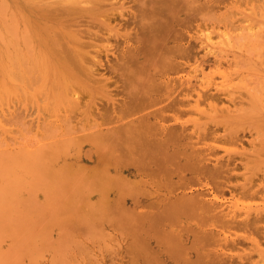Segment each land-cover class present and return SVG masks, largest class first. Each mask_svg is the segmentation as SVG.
Instances as JSON below:
<instances>
[{
    "label": "rangeland",
    "instance_id": "obj_1",
    "mask_svg": "<svg viewBox=\"0 0 264 264\" xmlns=\"http://www.w3.org/2000/svg\"><path fill=\"white\" fill-rule=\"evenodd\" d=\"M4 1H6L7 4ZM78 1H87L90 3L97 2L96 5H98L96 6L95 4H93L89 6H82L78 4ZM193 1H196L193 2V9H197L198 6V10L202 8L199 11L197 10V14L195 13L196 15L195 17H193L195 20L191 18L193 21H188V23H190L189 26L183 25L185 24L183 23L182 25L176 26V29L175 26H171L170 30H172V32L166 31V33L170 34L173 37V34L171 33H173V30H177L175 32L181 33V38L173 40V38H170L167 34V37L165 39L163 38L165 35L164 33V35L162 34L163 37L160 36L163 38L161 41L165 42L166 46L183 45L189 46L191 48L194 47L192 49L191 58L189 57L190 59L188 58L186 60H179L181 62L180 67H177V69L176 67H174L175 69L169 70L168 73H163L165 71L162 70L164 69V67L158 65L159 62H157V65L155 64L158 69H154L157 74L168 75V77L170 79H174L177 84L182 83L183 85L181 86V88L185 87L184 84L189 83L192 91L191 89L189 91H186V89L182 91L183 93H187L190 96L181 106L182 110L165 111L164 120H160L158 116L154 118H158V120L156 121H159L162 125L167 127V132L165 131L164 134L158 133L156 137L161 138L168 133V130L170 132L172 130H175L176 128V131L178 130L177 132H179L180 130L182 131L178 133V143H176V145L180 146L179 148L181 151L187 152L188 149H191L190 151L193 153L195 151V154L200 153V156L209 159V166L213 165L216 160H218L219 163L221 162L220 164H225L226 161H229V167L227 168L228 170L222 172L220 174V177L218 176L214 178L213 176H209L208 174L201 176L199 175L201 177L200 182L191 181L193 182V184L190 182L191 184L189 183L188 186L192 189H199L203 195L201 196L208 202H214V205L217 206L222 205L223 212L230 214L228 219L234 218L235 220L242 221V219L247 214H249V220L253 221L255 212L264 211V0H223L224 2L222 3L224 4L219 3L215 4V6L213 5L212 7H205L208 3H210L208 0ZM136 2L137 1L134 2L133 0H0L1 9H7L6 12H4L3 10L0 12V31H2L0 35L2 36V40L6 45L4 46H8L6 49L9 51V54H7L8 51L6 52L5 47L3 46L4 43L2 44V42L0 41V150L9 148V146L11 147V145L12 147H17V144L27 142V140L28 142L40 140L41 135L47 133V126L45 128L43 127V130L40 129V136L38 134L36 139H33V137L31 136L35 134V130H33V128H35L34 126L37 125V123L42 126L49 125V130L51 131L55 128H52L51 126H56L58 124L63 125L66 115L71 114V117L69 118L71 119V122L68 121V119V124L74 127L77 126L79 128L87 125L89 121L92 122V119H96L97 113H99V115H103V113L111 111V102L108 101V98L113 99L116 104H120L123 100L128 101V98H126L127 95L122 92L119 80L117 81L118 75L116 73L104 71L103 67L99 65L107 64L106 59L109 60L110 65L116 64L117 61H119L118 59L121 58V55H123L121 53L123 49L125 53L129 49L130 53L133 52L131 54L139 56L137 60L132 61L131 65L126 61L128 68L129 66L131 67L130 71L136 73V71L139 70L136 74L141 75V78L142 75L146 77L148 74L150 75L153 72L152 69H150V71L148 69V60L149 58L153 59L152 56L154 55H147L146 59H148L146 62V59H143L146 54L145 51L149 50V45H144V43L142 42L136 43L137 39H134L135 35L140 36L142 34L140 33L141 29H138L141 26L136 24L137 26L128 25V27L126 26V28H123L125 24H117V21H119V17L116 13H118V11H122V14L124 16L131 15V13L139 14L140 11ZM15 5L17 7H15ZM90 6H95L97 8L93 7V9ZM90 8L93 10H91ZM22 9H25L26 12ZM137 9L139 12L137 11ZM41 11H46V13L44 14ZM183 11L184 10H182V12ZM180 12H178V15H176L175 17H185V15H188L191 11H189V13ZM184 12H186V10ZM112 13L114 14L112 15ZM45 15L46 17H44ZM12 16H14L15 18H12ZM47 16H49L50 18ZM113 16L114 18H116L115 21L111 20L113 19ZM10 17L12 18V20L14 19V22L12 21L10 23ZM105 18L108 19L106 20ZM48 19L51 20L49 21ZM35 21L38 23V25ZM56 22L58 23L56 24ZM5 23H8V25L10 26H6ZM188 23L186 22V24ZM40 26H42L43 29ZM112 27L115 29H112ZM6 28L8 30H6ZM21 28L23 29V31ZM44 29L46 32L42 31ZM10 31H12V34L13 31L16 32L17 36H15L14 34V37H11V34L8 36L6 32L11 33ZM52 31L56 33H53L56 38L54 35L53 37L54 41L60 44L59 49L62 50V45H67L63 53H61V50H59L60 54L63 56L62 58L75 64V66L71 65L74 75H72V77L69 76L70 85L69 83L68 85L64 84L63 78L60 79L59 75L63 74H61L56 67L57 65H62V58L61 60H59L60 58L58 59V56L54 54L55 50L53 48H49L52 42L48 40L47 33L52 34ZM108 31L110 32L111 36L109 35ZM71 32L73 35H76L77 37L79 36L80 42L77 43L76 41H74L75 39H72L76 37H74ZM74 32L76 33L74 34ZM125 32L130 34L129 39L127 40L128 45L124 43L123 39L127 37ZM175 32L174 34H176ZM65 33L69 34L70 36L66 35ZM42 35L45 37V39ZM58 35L62 37L61 38L59 36L60 39L64 41H62L63 44L60 43L61 40H56L58 38ZM25 38H27L26 40L28 41L22 42V40H24ZM7 39L9 40L10 45L8 44ZM64 43L66 45H64ZM141 46H145L146 48H141ZM133 47L135 48V50ZM139 48L142 49V53ZM37 49L40 53L37 52ZM49 49H53V51H50ZM132 49L134 51H132ZM141 56L143 57L141 58ZM66 57L69 59H67ZM142 60L143 63L141 62ZM134 63H142V68L147 67V71L150 73L146 72L145 69L142 71L140 65L136 64L135 67ZM160 64L162 65V63ZM138 66L141 69H139ZM158 66L163 68L159 70ZM90 69L95 70L94 75H92L94 78H91V75H87ZM156 70H158V72ZM155 72H153L152 75L156 74ZM64 73V75H68L65 71ZM2 78L4 80H1ZM103 78L110 79L109 82H105L107 84L105 88H102L101 86L103 85V83H94V79ZM72 79L75 84L73 83V81H71ZM134 85H137L136 80ZM66 86L70 88V91L72 90L77 93L78 100H76V104H71L69 100L63 98L64 95L62 94L64 93L63 90L64 88H66ZM196 93H206V95L208 94V96L210 97L212 95L214 98L216 96V98H219L217 101L216 99L215 101L214 99L212 101V99L210 98V101H207L205 99L197 101ZM158 94V100L154 102L152 107L150 105L149 107L146 106V108H144L143 110H138V112H135V114L131 115L128 118H137L138 120L142 115L148 112L156 111L157 109L159 110L160 107H164L167 104V101L164 100L165 95L163 96L164 93L162 92H159ZM179 97L182 96L179 95ZM212 104H214V106H212ZM238 107V113L236 110L234 114L233 109H237ZM240 107L241 110L243 109L242 113L239 112ZM96 108L99 109V112L96 111ZM225 108L227 110H225L226 112L224 111ZM219 109H221L222 111H220ZM229 109L233 110L232 113ZM218 111L220 112L222 117L218 116ZM223 111L224 114H222ZM227 113L229 114L228 116H226ZM230 113L234 115H231ZM226 118L228 121H225ZM96 120L98 122H102L98 117ZM15 121L19 123H16ZM61 121L64 122L62 123ZM9 122L13 124L11 125L9 124ZM19 127H21V130ZM28 128L31 129V131L27 133L29 135L25 133ZM101 128L103 129V126ZM205 128L206 132L205 134H203L202 131H204ZM55 130H58V128H55ZM43 142H45V140ZM75 155L77 157L80 156V159H85L83 153L81 154L76 152ZM82 163L84 166H82ZM78 164H80V168L84 169L83 171H85L87 175L90 173L89 170L91 166L89 167L88 162H85L84 160H78ZM79 166L77 172L78 176H81L82 171L80 172ZM39 173H37V175L39 176V179L36 177L37 181H35V178L31 180L30 174H26L27 177H24V172H22L23 175H21L28 181H34L32 186H36L38 188H32L31 191L27 192V189L29 190V186L31 187V185L27 186L28 181L26 182L25 180L27 184L24 185L22 183L24 186L22 187L26 190L27 193L25 192V190L21 191L23 188H21V190H19V188V191L14 190V194L12 191H10L12 192L11 194H13L11 196H16L12 199H17L19 204L20 202H24L23 200H26L27 197L30 196V198L28 197L29 201L27 202L26 200L25 202L32 205V210L30 209V205V207H27L32 211L33 214L30 211L28 212H30L32 216L34 215L33 217H31L28 212H25V210L27 211L28 209L27 207H25L26 209L22 208L24 207L23 205L25 202L22 203V206H20L21 204L19 205L15 203L17 202L16 200L14 202L16 205H14L13 201H11L13 204L12 207H18L16 208L17 212L15 209V212L11 210L13 213H17V218L22 217L23 219L24 213L30 215L29 219H34V217L37 216L38 219L35 217L36 219L34 220L39 221L37 222V225L40 224V226L36 228L37 225L36 223H34L35 221L32 219V222L34 221L33 224L28 219L29 215L28 217L25 215L27 218L25 217L24 220L28 219L25 221V224H23L24 220H21V218H18L20 220L16 222L17 225L14 222L16 226L11 223L9 224H11L13 228H16L22 223L23 226H21L22 224L20 225L22 228L19 226V228L22 229L21 232L24 228H31L30 225L32 226L33 224V228L28 231L30 235L33 234L35 225L36 227L34 231L37 234L35 233L33 235H36V238L33 235L30 236L29 234V236L11 235V233L16 234L15 232L17 231H15L16 229L12 230V227H8L7 229L6 227L8 226V222L6 225V222L4 223L5 227L2 226V220L4 221V219H6L4 218V215L6 217L8 215L6 212L8 211L6 210L5 212L4 208L0 209L1 213H3V211L6 213H3V217H0L2 218L0 224L4 228L3 231L5 233L7 230L12 231L9 234H0V241L2 240L0 243V264H119L121 259L120 254L122 252L121 244L124 243L123 238L125 239L129 236L133 237L131 233L132 231H130L128 228L130 227V225H126L124 222H118V224L117 222L116 224L110 222L107 223V225L106 222L103 223L102 217H98L96 219V213H98V210L96 211V208L102 210V201L100 202L101 208H99L100 205H98L97 207V203H94L99 201H96V195L89 194L90 197H88L89 195H85L87 193L86 191H78L82 193H80V196L83 198L79 197V199H77V201L75 202L70 201V207H72V205H75L73 207L75 210L69 209V211H76L77 213V211L79 210V215L75 212L73 214L72 212L70 213L66 211L68 210L67 203H69L68 205H70V202L65 201V197H63L61 200L63 201V199H65L64 201L66 203L63 202V205L61 204L62 206L60 205V207L57 203L59 207L58 209L55 206V202L53 201V204L57 209L56 213L61 207L63 209V206L66 205L64 209H67L64 210V212L66 211L72 216L70 219H68V216L65 217V215L64 217L69 220L67 221L65 218H62V215H64L63 211L62 213H59V211L58 213L60 215H55L57 217L53 219V215L56 213L52 214V217V211L50 210V208L52 206L51 202L55 199V197L53 195V192H49L48 190H56L57 188L54 187H57L58 185L56 186L54 183H52L54 187L51 186V184L47 186V183L49 181H47V183L45 184L46 179L44 177V174L41 172ZM166 177L167 176H165V182H168V177ZM209 177H212V181H209L211 180L209 179ZM24 179H22L21 181L24 182ZM154 180H157V184L155 183L156 186L153 185L152 190L154 189L155 192L162 193V184L161 182L159 183L158 177L151 180V182L153 181V184ZM216 181L218 183H216ZM86 182L88 183V181L85 180L84 185H86ZM35 183L36 185H34ZM81 183L84 187L83 182ZM206 183L207 186H205ZM43 184L45 185L43 186ZM46 186L48 187V190H45V188H43ZM82 186L80 185V187ZM215 186L216 188H214ZM51 187L53 188L51 189ZM60 187H62V185ZM36 189H41V191L37 190L36 193ZM33 191L36 194H34ZM47 191L49 192V194H52L50 196H53L54 199H48L50 196L47 194ZM70 191L66 190V193H63L61 195L69 197ZM16 192H19V194ZM55 192L56 191H54V194L57 195ZM73 192H75V189L73 190ZM29 193H33V196H31L32 194ZM58 193L60 195V192ZM174 193L176 194L177 192ZM43 194L47 195L44 196ZM76 194L77 192L74 196L77 198L79 196V193L77 195ZM84 196L86 198H84ZM10 197H7L6 195V198L3 197V199L4 201L5 199L8 201ZM45 197L47 198L45 199ZM215 197L217 198L216 201L214 200ZM60 198L61 197L59 196V199ZM20 199L23 200L21 201ZM47 199L50 200L51 204ZM59 199L57 198L56 202H58ZM37 201H39L38 204ZM62 201H59V203H62ZM46 202L50 204V207H44V204ZM90 202H93L91 205H94L91 206ZM6 203L2 204V206L6 205ZM9 203H7L8 206L6 208H8L10 212V209L13 208L9 209ZM35 204H37L38 207H36L37 205ZM2 206L0 207L2 208ZM91 208L95 209V216L92 214L94 212ZM37 209L40 210V213L39 211H37ZM51 209L54 210L53 212H55V208ZM18 210L20 211V213H18ZM33 210L35 212H33ZM21 213L22 216L19 215ZM91 214L94 218L89 216ZM12 215L13 218L16 216L14 214H11V217ZM77 215L79 216V218ZM100 215L102 216V214ZM232 215L234 217H232ZM84 216L87 218H84ZM10 218L8 217L7 219ZM60 218L62 221L60 220ZM81 218H83V220ZM12 219H10V222ZM196 219L195 217L191 218L188 216H183L180 219L178 218L179 221L176 225H179L182 221L185 223H189V225H198L197 227H188L193 232H201L202 229L208 230L211 228L212 223L209 220L205 219L207 222L209 221L207 223L205 220H198V218ZM13 220L16 221V217ZM63 220L66 222V225L65 222L63 223ZM28 221L32 224H26V222ZM41 223L43 227L41 226ZM57 224L59 225L57 226ZM255 224L257 227V232H255L254 229L242 230V228L221 230L218 227L217 230L222 231L223 235L229 236L230 238H233L236 235L246 237L264 236V221H255ZM27 225L29 226L27 227ZM2 227L0 228L1 230ZM173 228L178 230L180 227L173 226ZM20 229H18V232H20ZM37 230H39V232H37ZM23 232L27 233V231ZM23 232L22 234H24ZM153 233L154 231L152 230L150 234ZM256 233L258 235H256ZM4 235H6V237H4ZM13 238H15L17 245L15 244ZM258 239H261L262 241V238L259 237ZM12 240L14 243L12 242ZM130 240L131 239H129L128 241ZM35 242H37V244H35ZM9 243L10 245H8ZM243 244L241 245L242 247L240 246L233 249L223 248L222 250L225 253L231 254H242L243 251H247L250 252L251 255L248 258L244 259L245 261L243 262V264H264V256L259 255L257 252L255 253V251L252 250L254 249V247L251 243L247 242L246 244ZM19 245H21V248L19 247ZM10 247H12L11 249H13V247H15L16 249L10 250ZM213 247L214 246H211L209 248L206 247L205 250H208L211 254H214V250H212L214 249ZM261 249L264 251V245ZM111 258L114 261L111 260ZM112 261L114 263H112ZM122 262H127L124 264H128V257L123 258Z\"/></svg>",
    "mask_w": 264,
    "mask_h": 264
},
{
    "label": "bare ground",
    "instance_id": "obj_2",
    "mask_svg": "<svg viewBox=\"0 0 264 264\" xmlns=\"http://www.w3.org/2000/svg\"><path fill=\"white\" fill-rule=\"evenodd\" d=\"M105 1H107V0H105ZM133 1L134 2L137 1L136 3L138 4V7H139L138 9L140 12L138 11V9H137V11L139 12V14L137 13L138 14L137 15L135 13H131V15L124 16L122 14L123 13L122 11L121 12L118 11V13H116V14H118V17H119V18L117 17L119 19V21H117L118 22L117 24L118 25H124L125 24L124 25L125 27L123 26V28H126V26L128 27V25L129 26L130 25L137 26L136 24L141 26L138 29H141V32L140 31L139 32L142 34L140 36L135 35L134 39L135 38L137 39L136 43L142 42V43H144V45H147V44L149 45V50L145 51L146 52L145 57L141 56V58L143 57V59L144 58L146 59L147 55H150V54L154 55V56H152L153 59L149 58V60H148L149 65L148 64L147 65L149 67L148 68L149 71H150V69H152L153 72H155L154 69H158L155 66V64L157 65L158 64L157 62H159L158 65L164 67V69H162L163 67L158 66L159 70L162 69V70H165L164 72L161 70L163 73H165V72L168 73L169 70L175 69L174 67H176V69H177V67H180L181 62L179 60H181V59L186 60L189 57L191 58L192 49L194 47L191 48L189 46H183V45L166 46L165 42H163L161 40L163 38L166 39L167 34H168V33H166V31L172 32V30H170L171 26L172 27L175 26V29H176V26L182 25L183 23H185L183 25L189 26L190 23H188V21L190 20L189 22H192L193 20H195L193 17H195V15L198 13L197 10L199 8V6H198L197 9H193L194 8L193 2H196V1H193V0H133ZM208 1L210 3H208L205 7H210V6L212 7L213 5L215 6V4H219V3L224 2L223 0H213V1L208 0ZM4 2H6V1H4ZM96 3L97 2L90 3L87 1H78V4H80L82 6H89V5H93V4L96 5ZM136 3H134V4H136ZM204 3H206V2H204ZM6 4H7V2H6ZM222 4H224V3H222ZM6 7H7V5H6ZM15 7H17V6L15 5ZM93 7H95V6H93ZM93 7H91V8H93ZM95 8H97V7H95ZM93 9H91V10H93ZM201 9L202 8H200L199 10H201ZM203 9H204V7H203ZM2 10L4 12H6L7 9L6 10H4L3 8L1 9V6H0V12ZM22 10L25 11V9H22ZM182 10H184V11L186 10V12H184V11L182 12ZM10 11H11V9H10ZM43 11H41V12L45 14L46 11L45 12H43ZM189 11H191V12L189 13ZM39 12H40V10H39ZM178 12L189 13V14L188 15L184 14L185 17L180 16V18L179 17L177 18L175 16L178 15ZM202 12H203V10H202ZM113 14L114 13H112V15ZM128 14H129V12H128ZM208 14H205V15H208ZM11 15H12V13H11ZM199 16H200V14H199ZM13 17L14 16H12V18ZM44 17H46V15ZM47 17H49V16H47ZM10 18H9L10 23L12 21L14 22V19L12 20V18L11 19ZM191 18H193V20ZM4 19H6V18H4ZM105 19L107 20L108 18H105ZM105 19H103V20H105ZM115 19L116 18H114V16H113V19H111V20L115 21ZM48 20L50 21L51 19H48ZM42 21H44V20H42ZM5 22H6V20H5ZM52 22H55V21H52ZM186 22L188 24H186ZM57 23L58 22H56V24ZM12 24H11V26H12ZM5 25L7 26L8 23L7 24L5 23ZM37 25H38V23H37ZM8 26H10V25H8ZM187 26H185V27H187ZM40 27H42V26H40ZM40 27H38V28H40ZM36 29H37V27H36ZM42 29H43V27H42ZM112 29H115V28L112 27ZM6 30H8V29L6 28ZM22 31H23V29H22ZM22 31H20V32H22ZM42 31L46 32L45 29ZM175 31H177V30H175ZM175 31L173 30V33H171V34H173V37L170 34H168V36L170 38H173V40L174 39L177 40V38L178 39L181 38V33H179V32L176 33ZM1 32L2 31H0V33ZM10 32L11 33L6 32V34L8 36L11 34V37L13 36V34L15 36H17L16 32L13 31V34H12V31H10ZM174 32L176 34H174ZM51 33L52 34L47 33L48 40L50 42H52L49 48H53L55 50L54 54L58 56V59L60 58L59 60H61V58L63 56L60 54V51H59V50H61V49H59L60 44L58 42H55L54 37H53V35L56 33H54L53 31ZM75 33L76 32H74V34ZM71 34H72V32H71ZM162 34L164 35V37ZM20 35H22V34H20ZM66 35H69V34H66ZM109 35H110V32H109ZM59 36L60 35L57 36L58 38L56 40H58V39L61 40L60 39L61 36L60 37ZM73 36L76 37V38H72V39H75L74 41H76L77 43L80 42L79 36L78 37L76 35H73ZM126 36L127 37H125L123 39H124V43L126 45H128L127 40L129 39L130 34L126 33ZM160 36H162L163 38ZM18 37H19V34H18ZM55 38H56V36H55ZM239 38H241V37H239ZM0 39H1L0 41L3 44L4 41L2 40V36L0 37ZM26 39L27 38H25L24 40H22V39L21 40H22V42L23 41L26 42V41H28ZM44 39H45V37H44ZM7 41L9 44L8 39H7ZM44 41H46V40H44ZM62 41L63 40H61V42H60L61 44H63ZM142 43H140V44H142ZM4 45H5V43L3 44V46ZM64 45H66V44L64 43ZM66 46L62 45L63 49L61 50V53H63V51H65L64 49H66ZM7 47H5L6 52L8 51L6 49ZM142 47L146 48L145 46H141V48ZM141 48H139V50H141V53H142ZM53 49L52 50L49 49V50L53 51ZM147 49H148V46H147ZM43 50H45V49H43ZM134 50H135V48H134ZM134 50L132 49V51H134ZM37 52L40 53L39 50ZM143 52H144V50H143ZM46 53H48V52H46ZM121 53L123 55H121V58L118 59L119 61H117L116 64L110 65L109 60L106 59L107 64H103V65L100 64L99 66L103 67L104 71L116 73L118 75L117 81L119 80V83L121 84L120 87L122 88V92L127 95L126 98H128V101L123 100L120 104H116L113 99L108 98V101L111 102V107H112L111 111L105 112V113H103V115H101V114L99 115V113H97V117L100 118L102 122H98L96 120L97 119V117H96V119H92V122L89 121L87 125L78 128L77 126L74 127V126H71L68 124V121L71 122V119H69L71 117L70 116L71 114L66 115L65 122L63 121L64 122L63 123L61 121L63 123V125L58 124L56 126H51L52 128L53 127L58 128V130H55V128H54L53 130L50 131L49 125L42 126L39 123H37V125L34 124L35 128H33V127L32 128H33V130H35V134H33L31 136V137H33V139H36L38 134L40 136L41 133L39 130L40 129L43 130L42 128L43 127L45 128L47 126V133L42 134L41 139L38 137L40 140H36V141L34 140L33 142H28V140H27V142L17 144V147H12V145H11V147L9 146V148H6V149L4 148V149L0 150V203H1L0 206H2V204L6 203V202L7 203L10 202L9 203V206H10L9 209L13 208V209H10V212H9L8 208H6L8 206L7 203H6V205H3L2 208L0 207V209L4 208L5 212H6V210L8 211V212H6L8 215L6 217L4 215V218H6V219L3 218L4 221L2 220V218H0V221L2 220V224H3L2 226L5 227L4 223L6 222L5 223V225H6L8 222V226L6 228L7 229H8V227L11 228L12 227L11 224H14V222L16 223L20 220L18 218H21V220H24V218L26 216L28 217L30 212L32 213V211H31L32 205L25 202L26 200H27V202L29 201L28 199L30 198V196H28L29 198L27 197L26 200L22 199L25 203L20 202V204H21L20 205L17 199H12V198H15L16 196L15 195L11 196V195H13L15 191L21 190V188L24 187L23 184L24 185L27 184L26 182L28 180L24 179L21 176V175H23L22 172H24V177H27L26 174H28V175L30 174L31 180L35 178V181H37V178L39 177L37 175V173L41 172L44 174V177L46 179L45 184L47 183V181L50 182V183L49 182L47 183V186H49L50 184H51V186H53L52 183H54L56 186L58 185L57 187L53 186L54 188H57L56 190H53L52 189L53 187H51V189L53 191L48 190L47 186H46L47 188L43 187V188H45V190H48L49 192H53V195L55 197V199H54L53 196H50L52 194H49V192L47 191L48 192L47 194L51 197V198L49 197L48 199H50V200L54 199L51 202L52 204L50 203V200L47 199L48 202L53 206V207L51 206V208H53V209L55 208V212H53L54 210H52L50 208V210L52 211L51 216H52V214L56 213V210L60 207L61 204L63 205V202H65V201L75 202V201H77V199H79V197H81L80 193L82 191H86L87 193L85 195H89V194L90 195H92V194L96 195V198H97L96 201L97 200H99V201L98 202L93 201V202L97 203V205L95 204L97 207H98V205H100V202L102 201L101 202L102 210L96 208V211L98 210L97 211L98 213H96L94 208H91V209H93L92 211L94 212L92 214L93 215L95 213L97 214V215L95 214L96 219L98 217H102L103 223L106 222V224L110 223V222L115 223V224H116V222H117V224H118V222L119 223L124 222L126 225H130V227H128V228L130 231H132L131 233H132L133 237L129 236V237H126L125 239L123 238L124 243L121 244L122 245V247H121L122 252L120 254L121 259H120L119 264L127 263V262H122L123 258H125V257H128V264H243V262L245 261L244 259L248 258L251 255L250 252L243 251L242 254H231V253L223 252L222 249L223 248L224 249L225 248H231V249L237 248V247H240L243 243L246 244L247 242L252 244V246L254 247V249H252V250H254L255 253L257 252L259 255L264 256V251L261 249L262 246L264 245V236H258L257 237L256 235H258V234L256 233V235H255L256 237H254V236L246 237V236H237L236 235L235 237L230 238L229 236L223 235L222 231L217 230L218 227L221 230L233 229V228H237V229L242 228V230L243 229H251V230L254 229L255 232H257L256 231L257 227L255 224V221H264V211L254 213L253 218L255 221L249 220V216H250L249 214H247L242 219V221L235 220L234 218L228 219L230 214L223 212L222 205L217 206V205H214V202H208L207 200H205L202 197L203 196L202 192L199 189H197V188L192 189L188 186L191 181L200 182V179H201L200 176L201 175L208 174L209 176H213L214 178H216L218 176L220 177V174L222 172H224L225 170H228L227 168L229 167V164H228L229 161H226L225 164L224 163L220 164L221 162L219 163V161L216 160V162L213 165L209 166L208 165L209 159L205 158L203 156H200L199 155L200 153L195 154V151H194V153L190 151L191 149L190 150L186 149L187 152L181 151L179 148L180 146L176 145V143H178L177 142V137L179 136L178 133L182 132V131L180 130L179 132H177L178 130L176 131V128H175V130H172L170 132L168 130V133L165 136H162L161 138L156 137V135L158 133L164 134L165 131L167 132V127L162 125L159 121H156V120H158V118L160 120H164V118H165L164 112L165 111L182 110L181 106L183 105L185 100H187L190 97L189 94L183 93L182 91H184V89H186V91H189L191 89V86L189 85V83L184 84L185 87L181 88V86L183 85L182 83L177 84L175 82V80L170 79L168 77V75H159L156 72L155 73L157 75L156 74L152 75V73H153L152 72L150 75L148 74L146 77L144 75H142V78H141V75L136 74L137 71H139V70L136 69L137 70L136 73L135 72L133 73L132 71H130L131 67L129 66V68H128V65L126 64L128 62L131 65L132 61L137 60L139 58V56H137L135 54H131L133 52L130 53L129 49L127 50L126 53L123 49V51ZM7 54H9V51L7 52ZM43 56H44V54H43ZM66 56H68V55H66ZM67 59H69V58H67ZM147 59L145 60V62L147 61ZM65 60L66 59L62 58V60H61L62 65H57L56 67H57L58 71L61 74H63V75H59L60 79L63 78L64 84L68 85L69 76L72 77V75H74V73L72 72L71 65L75 66V64L71 63L70 61H67V60L65 61ZM141 62L143 63V60ZM160 63H162V65ZM136 64L134 63L135 67H136ZM141 64L138 63L137 65H140V67L142 68ZM138 68H139V66H138ZM141 68H139V69H141ZM144 69L146 70V72H148L147 67L142 68V71ZM53 70H55V69H53ZM63 70L68 75H64L65 73ZM156 71L158 72V70H156ZM94 72H95V70L90 69L89 73L87 75H89V76L91 75L90 77L94 78L92 76V75H94ZM140 72H138V73H140ZM148 73H150V72H148ZM73 79H74V77H73ZM73 79L71 81H73ZM1 80H4V79L2 78ZM135 80L137 82V85H134ZM5 81H6V79H5ZM109 81H110L109 78L94 79V83H96V84L103 83V85H101L102 88H105L107 85L105 82H109ZM56 82H55V84H56ZM73 83L75 84L74 81H73ZM69 85H70V83H69ZM66 88H68V87L66 86ZM66 88H64V90L62 88V90L64 91V93L62 91V93H63L62 95H64L63 98L69 100V102H71V104L72 103L76 104V100H78L77 93L72 91V90L70 91L69 90L70 88H68V89H66ZM85 91H86V89H85ZM191 91H192V89H191ZM159 92L164 93L163 96L165 95L164 100L167 101V104L165 106L163 105L164 107H160L159 110L157 109L156 111L148 112V113L142 115L140 117V119H138L139 121L137 120V118H132V119L128 118L131 115L135 114V112H138V110H143L144 108H146V106L149 107V105H150L152 107L154 102H156L158 100V96H159L158 93ZM179 95H181L182 97H179ZM196 96H197V101H200L202 99H205L208 101L209 98L212 99V101H213V99H214V101H215V99L217 101L219 98V97L216 98L217 96L214 98L212 95L210 97V96H208V94L206 95V93H203V94L196 93ZM212 106H214V104H212ZM212 108H214V107H212ZM232 109L231 110L229 109L230 112L232 113V111L234 110L233 113L235 114L236 110L238 113L239 107L237 109L236 108L233 110ZM219 110L222 111L221 109H219ZM225 110H226V108L224 109V111ZM240 110H241V107H240ZM240 110H239V112L242 113L243 109L241 111ZM96 111L99 112V109L96 108ZM224 111L222 114H224ZM217 114H219L218 116L222 117L220 112ZM234 114H231V115H234ZM228 115L229 114L227 113L226 116H228ZM157 116H158V118L154 119ZM13 120H14V117H13ZM226 120H227V118L225 119V121ZM15 122L19 123L17 121H15ZM220 122H222V121H220ZM9 124H11V123L9 122ZM224 125H226V124H224ZM20 126H21V124H20ZM102 126H103V129L101 128ZM19 128L21 130V127H19ZM30 131H31L30 128H28V130H26V132L24 130V132L26 134L29 133ZM205 132H206V128L204 131H202V133L205 134ZM207 132H208V130H207ZM15 133H16V131H15ZM27 135H29V134H27ZM24 139H25V137H24ZM44 140H45V142H43ZM236 141H234V142H236ZM13 145H14V143H13ZM76 152L81 153V154L83 153L85 159H82V158L80 159V156L77 157L75 155ZM78 160L79 161L84 160L85 162L89 163V167L90 166L91 167L89 170L90 173L88 175L85 173V171H83L84 169L80 168L81 166H79L80 164H78ZM78 166H79L80 172L82 171L81 172L82 174L79 173V174H81V176L79 175L80 178H79L78 172H77ZM82 166H84L83 163H82ZM83 173H85V174H83ZM165 176L168 177V182H165ZM157 177L159 179V183L161 182V184H162V191H163L162 193L155 192L154 189H153L154 191L152 190L153 185H155V183L157 184V180L156 181L154 180V184H153V181L151 182V180L156 179ZM81 178L84 181H82ZM211 178L209 177V179H211ZM22 179H24V182L26 180V182L25 183L22 182L21 181ZM31 180L28 181L27 186L31 185V187L29 186V190L27 189V192L31 191L32 188L35 189V187H36V186H32L34 181L31 182ZM85 180L88 181V183L86 182V185H84ZM209 181H212V179ZM29 182H30V184H29ZM81 182H83V185L85 188L82 186ZM191 183L193 184V182H191ZM216 183H218V182L216 181ZM45 184H43V186ZM34 185H36V183ZM61 185H62V187H60ZM73 185L74 186L76 185V186L74 187ZM80 185L82 187H80ZM216 185H218V184H216ZM219 185H220V183H219ZM64 186H65V188H64ZM205 186H207V183L205 184ZM15 188H17V189H15ZM36 188H38V187H36ZM58 188H59V190H58ZM214 188H216V186ZM61 189H63L64 191ZM74 189H75V192H73ZM222 189H220V190H222ZM23 190H25V189L23 188L21 191H23ZM37 190L38 189L35 190L36 193H37ZM39 190L41 191V189H39ZM45 190H43V191H45ZM66 190L70 191L69 197L61 195L63 193L65 194ZM10 191H12V192L14 191L13 194H11L12 192H10ZM21 191H20V194H21ZM54 191H56L55 193L57 195L54 194ZM78 191H81V192H78ZM5 192L6 193L8 192V193L6 194ZM25 192H26V190H25ZM35 192L33 191L34 194H36ZM58 192H60V195ZM76 192H77V194L79 193V196L77 198L74 196ZM174 192H177V193L175 194ZM16 193L19 194V192H16ZM33 193H29V194H32L31 196H33ZM44 193H46V192H44ZM47 194H45V195L43 194V195L46 196ZM6 195H7V197L11 196L9 198L10 201L8 199L9 202L6 199H5V201H6L5 202L3 199V197L6 198ZM58 195L61 197L60 199H59ZM90 195L88 197H90ZM63 197H65L66 200L63 199V201H62L61 199ZM46 198L47 197H45V199ZM57 198L59 199V201H62V203L61 202L59 203V201L56 202ZM81 198H83V197H81ZM84 198H86V197L84 196ZM18 199H19V197H18ZM15 200L17 202H15ZM214 200L216 201L217 198L215 197ZM11 201H13L14 205L19 204L20 206H22V203H24V205H23L24 207H22L23 209H26L25 207H27V206L28 207L31 206L30 207L31 210L28 207H27L28 208L27 211L25 210V212L30 211V212H28L29 214L27 215V213H24L23 219H22V217L17 218V213L15 214L11 210H13L15 212L16 208H18V207H12L13 204ZM53 201L55 202V206L57 207V209L54 206ZM38 202L39 201H37V204H38ZM48 202H46L47 204L45 203L46 205L44 203H42V204H44L45 208H46V206L50 207V204ZM32 203H33V200H32ZM57 203L59 204V207H58ZM65 203H64V205H65ZM81 203H82V201H81ZM92 203L90 202V205ZM37 204H35V205H37ZM68 204L69 203H67L68 210H66L67 208L64 209L66 205L63 206V209L61 207L57 211V213L53 215L54 217L52 216L53 219H55V217L60 215L59 213H62V211L64 214V215L61 214L62 218L64 219L65 217L68 216V219H70L72 216L70 213L72 212L74 214V212L76 213V211H74V212L69 211V209L75 210L73 208L75 205H72V207H70L71 202H70V205H68ZM76 204H78V203H76ZM93 205H91V206H93ZM101 205L99 208H101ZM36 207H38V205ZM23 209H19V210H23ZM19 210H18V213H20ZM64 210H66L70 213H68L66 211H65L66 212L65 213ZM4 211H3V213H5ZM37 211H39V213H40V210L37 209ZM99 211L102 213H100ZM16 212H17V210H16ZM33 212H35V211L33 210ZM78 212H79V210L77 211V213ZM3 213L0 212V217H3ZM10 213L16 215L15 216L17 219L16 221L13 220V219H15V217L13 218V215L11 217ZM67 213H68V215H67ZM85 213H87V212H85ZM9 214H10V216H9ZM92 214L89 216L93 217ZM100 214H102V216ZM19 215L22 216V213ZM30 215H29L28 219L30 218ZM39 215H41V214H39ZM55 215H57V216H55ZM78 215H79V213H78ZM33 216L31 215V217H33ZM183 216H188L191 218L195 217V219L198 218V220L199 219L200 220H205V219L209 220L212 223L211 228L208 230L202 229L201 232H199V231L193 232L188 227L189 226L197 227L198 225L197 226H196V224L189 225V223H185L183 221H182L183 223L180 222L179 225H176L177 222L179 221L178 218L180 219ZM8 217L9 218L11 217L10 219L13 218L12 219L13 222H12V220L10 222V219H7ZM35 217L38 219L37 216H35ZM35 217H34V219H36ZM232 217H234V216L232 215ZM78 218H79V216H78ZM84 218H87V217L84 216ZM28 219H25L24 222L23 221H21V222H23V224H25V221ZM32 219H29V220L32 222ZM81 219L83 220V218H81ZM6 220H8V221H6ZM60 220H61V218H60ZM99 220H100V218H99ZM34 221L33 222L36 223V225H37V222H39L37 220H34ZM67 221H69V220H67ZM31 222L28 221V222H26V224L27 223L32 224L33 222L32 223ZM64 222L65 221L63 220V223ZM9 223H11V224H9ZM202 223H201V225H202ZM23 224L21 226H23ZM33 224H32V226H33ZM9 225H11V226H9ZM16 225H17V223H16ZM46 225H48V224H46ZM51 225H52V223H51ZM58 225L59 224H57V226ZM65 225H66V222H65ZM0 226H1V224H0ZM19 226L16 228L12 227V230L16 229L15 231L18 232V229H20ZM28 226L29 225H27V227ZM32 226L30 225L31 228L28 227L26 229L23 227L25 229V230L23 229V231H25V232L27 231V233H24L22 231L24 233V234H22V232H21L22 229H20L19 231L21 233L18 232V234H17V232H15L16 234L11 233V235H15V236H17V235H19V236L20 235H22V236L28 235L29 234L28 231L33 228ZM38 226H40V224L37 225V227L34 225V229H35V227L38 228ZM41 226H42V223H41ZM160 226H162V227H160ZM173 226H178L180 228L177 230V229H174ZM3 227H2V230L0 229V234L5 233L3 231L4 230ZM34 229H33V234L36 233L34 231ZM152 230L154 231V233L150 234ZM8 231L9 230H7L5 234H9L10 232H12V231H9V232ZM37 232H39V230H37ZM48 232H51V231H48ZM32 235H30V236H32ZM15 236H13V237H15ZM33 236L35 237L36 235H33ZM43 236H45V235H43ZM1 237H3V236H1ZM4 237H6V235H4ZM259 237L262 238V241H261V239L260 240L258 239ZM10 238H12V237H10ZM22 238H24V237H22ZM37 238H39V237H37ZM2 239H4V238H2ZM13 239L15 241V238H13ZM129 239H131V240L128 241ZM1 241H0V243H1ZM52 241H54V240H52ZM12 242H13V240H12ZM15 244H16V241H15ZM35 244H37V242H35ZM8 245H10V243ZM20 246L21 245H19V247ZM211 246H214L213 247L214 249H212V250H214V252H213L214 254H211L208 250H205L206 247L209 248ZM11 248L12 247H10V250L16 249L15 247H13V249H11ZM1 251H3V250H1ZM111 260H113V259L111 258ZM113 261H112V263H114Z\"/></svg>",
    "mask_w": 264,
    "mask_h": 264
}]
</instances>
